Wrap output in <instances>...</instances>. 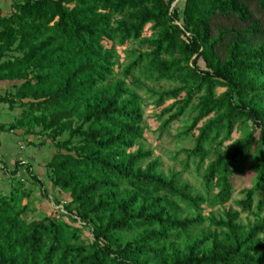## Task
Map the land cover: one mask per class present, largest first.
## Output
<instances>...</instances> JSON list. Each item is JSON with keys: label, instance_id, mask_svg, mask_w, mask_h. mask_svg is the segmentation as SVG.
<instances>
[{"label": "trees", "instance_id": "16d2710c", "mask_svg": "<svg viewBox=\"0 0 264 264\" xmlns=\"http://www.w3.org/2000/svg\"><path fill=\"white\" fill-rule=\"evenodd\" d=\"M174 3L14 0L0 14V83H12L0 103L22 112L0 133L51 143L49 178L71 199L52 203L80 224L60 209L28 218L22 178L0 195V264H264V0ZM145 100L161 134L191 114L181 171L141 143ZM192 168L198 190L183 180Z\"/></svg>", "mask_w": 264, "mask_h": 264}, {"label": "rangeland", "instance_id": "374dc122", "mask_svg": "<svg viewBox=\"0 0 264 264\" xmlns=\"http://www.w3.org/2000/svg\"><path fill=\"white\" fill-rule=\"evenodd\" d=\"M176 4H178V7L183 8L184 0H175L174 5H176ZM150 35H151L150 28H147L145 36H150ZM132 47H136V44L130 43L125 47L118 48V53L120 56V63H125L126 50L130 49ZM119 72H120L119 68H116V73H119ZM147 85L150 87L152 86L149 83H147ZM171 87H172V85L170 83H165V82H163L161 85L156 86L157 89H160V88L168 89ZM0 90H2V92H3L2 96L5 95L7 92H9V90L8 89L5 90V88L0 89ZM222 91L223 90H218V93H221ZM140 94H142L143 97L146 99L147 96L144 93V91L141 92ZM152 101L153 100H145L143 103L144 112H145V119H146V133H145L146 139H145V141H142L141 143L144 145L145 149L153 151V158L152 159L158 158V157L161 159V161L163 163L162 169L164 171H166V172H168L170 170L181 171L182 166L180 165V161L185 158V155L181 154V155L176 157V153L181 148L192 147L193 146V140H192V138H184V137L181 138L179 136V134L182 132V130H184L185 126L191 122V120H192L191 114L183 116L179 122H174L167 132H164L161 134L159 131L160 122L157 118V115L160 113L161 109L155 108L154 105L152 104ZM13 111L14 112L17 111V114L12 112L10 110L9 106L7 107V111H5L6 114H4V116H6V117L4 118V120L8 122V123H6L7 126L12 124L15 121V119L17 117H20L22 114V112L19 108H15ZM239 135L240 134L238 132L235 133L233 135V139L238 138ZM34 137H35L34 140L37 141V144L39 143L38 147H40V143L42 142V140L44 138H40L37 136H34ZM14 142L17 143V140L14 139ZM18 146H15L16 151L19 154L20 158L21 157L23 158L26 155L25 154L26 151L23 149L21 150L20 147H18ZM41 147L42 148L40 149L39 154H40V161H41V167H42L41 172H42V171H44L43 167L50 160V158L52 157L53 153H55L56 150L54 147H51V143H50V145L48 144V146L46 145L44 147L43 146H41ZM4 150H5L4 145H1L0 153H3ZM41 175L45 178L44 172H42ZM43 177H41V178L43 179ZM21 178L22 177L14 180V183L19 185V180ZM183 180L190 182L196 188V190L199 189V185H198L199 176L197 175L194 168H192L190 171H186L184 173ZM26 183H27V185L29 184V186L31 185L30 189H32V192H33L31 200L34 201L33 202L34 204L31 207H35L34 211H31V210L28 211V213H27L28 218H30L34 213H36L38 211L42 214L45 212H47L49 214L54 209H55V211L60 209L61 215H63V219L67 223H69L70 225H72L74 227L80 226L79 223H76L73 220V217L69 216L68 214H65V212H62L63 206H56L52 203V201L54 199H59L63 205H66L71 200L69 195L63 194V193H58L55 196L54 192L48 191L51 196L49 198H43L42 192H40V190L42 191V189H43V185H40L38 183H34V185H33L31 183V181H26ZM33 186H36V189H33ZM250 186H251V184H250L249 180L247 179V177L244 176L243 178H241L235 186L236 191H235V193L232 197V201L230 202L229 205H234L235 201L243 199L244 197L241 194V191L245 188L250 187ZM47 190H49V189L47 188ZM8 191L9 190H7V192ZM38 200H41L42 203H40ZM41 205H42V207H41ZM218 209L219 208H216L215 211H217ZM208 212L209 211L207 209L206 214ZM241 219L244 223H248V222L254 220V218L249 216L247 213H245V214L243 213L241 215ZM85 234L89 235V232L87 230H85Z\"/></svg>", "mask_w": 264, "mask_h": 264}, {"label": "crops", "instance_id": "0c3cea01", "mask_svg": "<svg viewBox=\"0 0 264 264\" xmlns=\"http://www.w3.org/2000/svg\"><path fill=\"white\" fill-rule=\"evenodd\" d=\"M13 4H14V0H0V14L1 15L10 14L11 10L14 9ZM11 86L12 83L10 82L0 83V89L5 88V90L8 89L10 91ZM2 94L3 92L2 90H0V97L2 96ZM8 106H9L8 104L0 103V124L8 123L7 121L4 120V118L6 117L4 116V114H6L5 111H7ZM11 111L14 112L13 110ZM14 113L17 114V111H15ZM34 138L35 137L33 135H29V136L26 135L23 130H15L11 133L9 132L0 133V148L1 145H4L5 148L4 152L0 153V195H4V196L9 195L12 189L14 188V180L3 172L2 167H6L10 172L17 170L18 172L17 175L25 179V181L26 180L31 181V183L34 185L35 182L32 180V178L27 172V168L31 167L30 168L31 171L38 177L40 181V183L38 184L43 185V189L49 192L51 191L54 192L55 196L58 193H60L58 189L52 185V182L49 178V172L46 167L47 163L52 159L54 153L50 158V160L43 167L44 171L42 172L45 173V178H44L42 176L43 174L41 175L42 167H41L40 154H39V151L42 147H38L39 143L37 144V141H35ZM14 139L17 140V143L14 142ZM48 144L50 145L49 142L46 145L48 146ZM15 146H18L20 147L21 150L23 149L26 151L25 152L26 155L23 158L22 157L20 158L19 154L16 151ZM41 177H43V179ZM30 187L31 185L29 186V184L27 185L26 183V188L32 191ZM47 188L49 190H47ZM33 189H36V186H33ZM7 190L9 191L7 192ZM40 192L42 191L40 190Z\"/></svg>", "mask_w": 264, "mask_h": 264}, {"label": "built area", "instance_id": "2783aa9c", "mask_svg": "<svg viewBox=\"0 0 264 264\" xmlns=\"http://www.w3.org/2000/svg\"><path fill=\"white\" fill-rule=\"evenodd\" d=\"M2 170L6 175L11 176V172L6 167H2ZM17 178H20V176L17 175ZM21 180L24 181L22 178Z\"/></svg>", "mask_w": 264, "mask_h": 264}]
</instances>
